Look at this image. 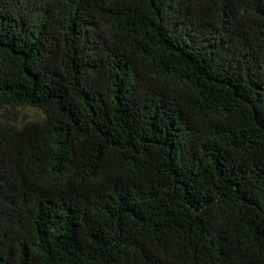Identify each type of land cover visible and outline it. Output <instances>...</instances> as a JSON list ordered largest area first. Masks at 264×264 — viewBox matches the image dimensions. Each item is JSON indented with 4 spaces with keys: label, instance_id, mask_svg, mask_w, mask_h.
<instances>
[{
    "label": "trees",
    "instance_id": "obj_1",
    "mask_svg": "<svg viewBox=\"0 0 264 264\" xmlns=\"http://www.w3.org/2000/svg\"><path fill=\"white\" fill-rule=\"evenodd\" d=\"M0 264H264V0H0Z\"/></svg>",
    "mask_w": 264,
    "mask_h": 264
},
{
    "label": "rangeland",
    "instance_id": "obj_2",
    "mask_svg": "<svg viewBox=\"0 0 264 264\" xmlns=\"http://www.w3.org/2000/svg\"><path fill=\"white\" fill-rule=\"evenodd\" d=\"M42 113L41 110L35 107L27 106L20 109L18 112V120L17 122L20 123L21 121H28V120H37L41 118Z\"/></svg>",
    "mask_w": 264,
    "mask_h": 264
}]
</instances>
